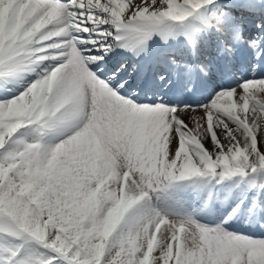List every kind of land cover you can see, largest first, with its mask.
Wrapping results in <instances>:
<instances>
[{"label": "bare ground", "instance_id": "1", "mask_svg": "<svg viewBox=\"0 0 264 264\" xmlns=\"http://www.w3.org/2000/svg\"><path fill=\"white\" fill-rule=\"evenodd\" d=\"M210 3L211 0H23L14 20L0 10V64L17 61L23 74L18 85L22 90L20 95L7 103L0 102V148L16 145L18 150L10 154L16 161L14 165L17 164L15 171L16 168L22 171L20 167L31 168L30 171L33 169L39 175L38 180L54 181L57 186L72 184L74 192H87L84 181L94 183V194L100 185L105 189L112 186L121 189L118 194H109L111 197L99 193L93 199L84 195L75 202L81 204L77 207L79 215L77 219H68L71 221L67 228L63 226L70 240L62 247L63 251L75 252L77 239H81V235L77 236L80 227L95 224L90 219L78 221L85 209L90 215L98 210V217L104 209L111 208L120 217L126 216L125 225L133 232L130 240L125 238L122 228L116 230L117 238L112 232L101 236L105 238L104 246L123 247L113 257V264H157L159 255L163 264H241L244 257L239 250L240 242L226 240L216 230L217 218L208 214L199 187L215 183L219 177L247 175V171L237 174L238 170L256 161L264 166L261 152L264 77L259 69L245 71L239 79L246 61L240 45L235 44L236 50L226 54L227 57L218 51L219 36L211 45L201 43L195 49L179 48L175 44L165 47L160 43L158 30L154 33L151 55L140 58L142 65L151 66L162 51L176 50L180 62L186 63L189 58L197 64L209 53L208 64L211 63L212 69L206 77L196 68L191 76L184 77L195 85L191 95H178L182 79L175 91L162 100L158 97L153 103L149 96L148 100L137 103L118 94L89 67L101 59L98 55L101 49L122 47L117 43L122 35L148 21H162L172 26L174 34L182 35L185 26L202 22L197 14ZM212 23L216 25L215 20ZM219 31L224 32L222 28ZM222 41L229 45L227 39ZM115 59L136 62L134 53L119 48ZM235 70L240 71L236 76L222 79L224 71ZM40 133L44 136L39 144L47 148L42 156L30 146L36 140L32 135ZM1 165L2 183L8 169ZM9 165L13 166V162ZM207 168L209 173L203 171ZM30 184L33 185L32 181ZM99 201L103 204L99 205ZM66 211V217L62 214L65 218L73 216L70 210ZM54 222V215L49 221L40 218V233L52 232ZM187 222L195 229L187 227ZM231 223L228 230L233 233L264 237V221L253 222L245 216ZM102 238L93 241L98 249ZM86 239L81 241L80 248L90 250L94 243L92 238ZM109 250L96 264L107 258ZM247 259L248 264H264V248L248 250Z\"/></svg>", "mask_w": 264, "mask_h": 264}, {"label": "snow or ice", "instance_id": "2", "mask_svg": "<svg viewBox=\"0 0 264 264\" xmlns=\"http://www.w3.org/2000/svg\"><path fill=\"white\" fill-rule=\"evenodd\" d=\"M22 3L23 0H0V10L14 20ZM197 15L202 22L185 26L182 35L174 34L172 26L162 21H148L137 29L126 31L117 42L123 46L118 48L134 53L136 62L115 59L118 48L101 49L98 54L101 59L89 67L125 98L137 103L148 100L149 96L153 103L158 97L162 100L184 77L191 76L194 69L190 64L180 62L181 58L173 51L159 52L151 66L140 63L141 57L151 55L154 33L158 30L160 43L165 47L175 44L179 48L195 49L201 43L211 45L217 36L227 39L229 44L240 45L239 50L246 57L245 70L255 72L258 68L264 77V0H211ZM219 28H223L224 32L221 33ZM244 37H247L246 43ZM215 42L219 44L218 40ZM22 80L23 74L17 61L0 64V102L7 103L18 97L22 92L18 87ZM261 152L264 153V149ZM254 166L256 170L252 171ZM199 191L201 200L208 207V214L217 218L216 230L226 240L240 242L239 250L244 257L241 264H248L247 251L264 248V237L254 238L228 229L232 227L231 221L245 216L253 222L264 221V166L256 161L249 165L247 175L219 177L215 183L200 185ZM39 251L38 248L33 251L18 228L6 217L0 216V264H35L32 257L38 256ZM43 251L46 256L53 255ZM54 264L65 262L56 261Z\"/></svg>", "mask_w": 264, "mask_h": 264}, {"label": "rangeland", "instance_id": "3", "mask_svg": "<svg viewBox=\"0 0 264 264\" xmlns=\"http://www.w3.org/2000/svg\"><path fill=\"white\" fill-rule=\"evenodd\" d=\"M220 11H224L223 9H221ZM95 41V39H94ZM238 74V73H237ZM2 131L0 130V133ZM41 136H44L43 133H40L38 134V136H34L32 135V138L35 137L36 140L34 139V141H31L30 142V146L33 147V152H35L36 154H39L40 156L44 155L46 153V150L47 148L45 146H43V143H42V146L39 144L40 143V137ZM39 141V142H38ZM33 145V146H32ZM37 145H40V147ZM30 148V147H29ZM44 148V149H43ZM5 149V151H4ZM7 149V150H6ZM3 150V151H2ZM18 149L16 147V145H13V146H9V147H3V148H0V165L1 164H6V165H1L3 169H10L9 171L7 170V172H5L4 174V177L6 176V178H4V180H2V183L0 181V216H3V217H6L9 221H11L18 229L20 232H22L23 236L26 238V240L29 242V244L31 245L33 251H35L37 248L40 249L39 251V255H33V261L35 262V264H54V262L56 261H61V262H65V264H96V262H99V260L101 258H103L107 252L108 249L109 252H108V256H106L107 258L102 261L100 264H113L112 262V259L113 257H116L117 255V252L119 251H123V247L121 249H112L110 247H106L104 246L105 245V238L103 240V238L101 236H104V234L106 232H108L109 234H115L114 236L116 237L117 236V231L118 232L121 230H123V233H126L125 235V238L127 240H130L132 237V230L130 228V226L128 225H125L126 223V216L125 215H122L121 217L118 215L119 213L116 212V209H111V208H108V209H104L105 206L102 207V209H104V212H103V215L102 213H100L101 215L96 217V212L98 210H95V214L94 215H90V212L88 210L85 209L84 213H82L84 216H81L78 221H80L81 223L85 220V222H89V219L90 221L92 222H95V224L93 223V225L89 224V223H86L85 226H81L80 227V233L78 234L77 232V236H80V238L77 239V242L79 243H76V250L75 252L74 251H68L66 249V251H63L62 247L66 244H69L70 243V240H69V237H68V234L66 232H64V227L67 228L68 227V221H71V220H74V219H77V212H78V208H80L81 204H77V200L86 195V197H90V196H93V195H96V194H99L101 193V196H109L111 197L110 195L111 194H118V190L120 191L121 189L120 188H117V187H109L107 189L103 188L101 185L99 186V189H96L97 191H95V194H94V190L92 187H94V183H90L89 181L88 182H83V184L85 185H88V190L87 192H81V191H78L76 190L74 192V189H73V185L72 184H61V186H57L55 185V183H53L52 181H45V180H38L37 177H39V175L37 174V172L34 174L32 171H35L31 168L26 169L23 168V167H20L22 171L19 170V168H16V171H15V167L17 164L14 165V161L12 156L10 154L16 152ZM31 150V149H30ZM38 151V152H37ZM41 151V152H40ZM9 153V154H8ZM42 153V154H41ZM7 154V155H6ZM4 156V157H3ZM10 156V157H8ZM248 157V156H246ZM7 158V159H6ZM12 158V159H11ZM10 159V160H9ZM13 160V161H11ZM10 161V162H9ZM13 162V166L9 165V163L11 164ZM22 162H24V160H22ZM25 163V162H24ZM10 168H8V166ZM232 165L235 166V164L233 163ZM7 168H6V167ZM2 169V170H3ZM18 169V170H17ZM247 167H243L240 171L238 170V173L237 174H240V173H243L244 171H247ZM256 169V168H254ZM253 169V170H254ZM1 170V169H0ZM20 171V173H18ZM203 171H207V173H209V168L203 170ZM22 172V174H21ZM31 172L33 174H31ZM7 173V174H6ZM227 174V172H225ZM20 174V175H19ZM34 177H32L31 175ZM1 175V173H0ZM9 175V176H7ZM18 175V176H17ZM24 177V179H22V176ZM25 175V176H24ZM27 175V176H26ZM29 175V176H28ZM12 176V177H10ZM36 176V178H35ZM20 177V178H19ZM28 177V179H27ZM30 177V178H29ZM10 178V179H9ZM14 180H12V179ZM26 178V179H25ZM19 179V180H18ZM22 179V180H20ZM11 180V181H10ZM35 180V181H34ZM33 183V185H31L30 183ZM44 181V182H43ZM15 182H18L15 183ZM25 182V183H24ZM37 182V183H36ZM41 183H42V186L44 188H42L41 186ZM44 183V184H43ZM46 183V184H45ZM2 184V185H1ZM20 184V185H19ZM24 184V185H23ZM38 184V186H37ZM48 184V185H47ZM91 184V185H90ZM53 185V186H52ZM98 185V184H96ZM26 186H29V187H26ZM33 186V187H32ZM21 187V188H20ZM23 187V188H22ZM35 187V188H34ZM41 187V188H40ZM48 187V188H47ZM56 187V188H55ZM79 187V185H78ZM91 187V188H90ZM29 191H27V189ZM59 188V189H58ZM62 188V189H61ZM103 188V189H102ZM117 188V189H116ZM22 189V191H21ZM48 191H47V190ZM81 189V188H80ZM90 189V190H89ZM9 190V191H8ZM24 190V192H23ZM44 191L43 193L41 191ZM51 191V192H50ZM59 191V192H58ZM89 191V192H88ZM32 192V193H30ZM37 192V193H36ZM46 192V193H45ZM50 192V193H49ZM63 192V193H62ZM80 192V193H79ZM22 193V194H21ZM27 193V194H26ZM30 193V194H28ZM54 193V194H53ZM59 193V194H58ZM36 194H38L36 196ZM42 194V195H41ZM81 194V195H80ZM83 194V195H82ZM110 194V195H109ZM22 195V196H21ZM33 195V197H32ZM44 195V196H43ZM51 197H50V196ZM57 195V196H55ZM73 195V196H72ZM34 196H36V198H34ZM39 196V198H38ZM42 196V198L40 197ZM60 196V197H59ZM66 196V197H65ZM131 196V195H130ZM32 197V198H31ZM49 197V198H48ZM55 197V199H54ZM63 197L66 199H63ZM132 199L134 198V196L132 195L131 196ZM29 198V200H28ZM37 198H38V201H37ZM40 198L42 200H40ZM47 198L48 200H51L50 202H52L53 204L55 203V205H53L52 203L50 204V202L45 199ZM51 198V199H50ZM54 200H53V199ZM25 199V200H24ZM45 199V201H44ZM57 199V201H56ZM61 199V201H59ZM93 199H94V196H93ZM33 200V201H32ZM47 200V201H46ZM76 200V201H75ZM134 200V199H133ZM32 201V202H31ZM44 201V206L43 205V202ZM64 201V202H63ZM68 201V202H67ZM72 201V202H71ZM36 202V203H34ZM41 202V204H40ZM77 202V203H75ZM27 203V204H26ZM30 203V204H29ZM49 203V204H48ZM58 205H57V204ZM65 203V204H64ZM72 203V205H70ZM39 204V205H38ZM75 204L77 206H75ZM100 204H103L101 201H99V205ZM106 204V202H105ZM29 205V206H28ZM42 205V206H41ZM52 205V206H51ZM63 205H64V208H63ZM68 205V206H67ZM91 205H94V204H91ZM107 205V204H106ZM39 206V207H38ZM55 206V208L53 207ZM57 206V207H56ZM62 206V207H61ZM95 206V205H94ZM38 207V208H37ZM41 207H44V208H41ZM53 209H52V208ZM59 207V208H58ZM76 207V208H75ZM78 207V208H77ZM84 207V206H83ZM96 207V206H95ZM97 208V207H96ZM41 209V210H40ZM32 210V211H31ZM50 212H49V211ZM55 210V212H53ZM66 210H70V213L73 214V216L71 217H66L65 213L67 212ZM111 210V211H110ZM30 211V212H29ZM40 211V212H39ZM62 211V213H61ZM72 211V212H71ZM57 212L61 215L59 216V214H57ZM42 213V214H41ZM46 213V214H45ZM104 213L106 214V216L104 215ZM20 214V215H19ZM27 216H26V215ZM29 214V215H28ZM41 214V215H39ZM57 214V216H56ZM65 216H63V215ZM22 215V216H21ZM44 215V216H43ZM46 215V216H45ZM49 215V216H48ZM55 216V221L57 222H54L53 227H51L50 229L53 231L52 232H49V233H45V235H43L42 233H40V227H39V222H40V218L41 220H51L52 219V216ZM89 215V216H88ZM19 216V217H17ZM22 218H21V217ZM105 216V217H104ZM119 216V217H118ZM50 218V219H47ZM64 219H63V218ZM104 217V218H103ZM113 217V218H112ZM118 217V218H117ZM54 218V217H53ZM59 218V219H58ZM62 218V219H61ZM71 220H68L70 219ZM103 218V220L101 219ZM172 218H176L177 219V216H173ZM179 218V217H178ZM67 219V220H66ZM35 220V221H34ZM59 220V221H58ZM94 220V221H93ZM105 220V221H104ZM38 221V222H37ZM109 221V222H107ZM37 223V224H34ZM67 222V223H66ZM176 222V221H174ZM59 223V225H58ZM107 223V224H106ZM62 224V225H61ZM66 224V225H65ZM68 224V225H67ZM100 224V225H99ZM104 224V225H103ZM111 224V225H110ZM114 224V225H113ZM36 225V227H35ZM116 225V227H115ZM119 225V227H118ZM125 225V226H124ZM188 222H187V227H188ZM64 226V227H63ZM67 226V227H66ZM93 226V227H92ZM99 227V228H96V227ZM107 226V227H106ZM109 226V227H108ZM191 226V225H190ZM189 226V228H190ZM91 227V228H90ZM112 227V229H111ZM114 227V228H113ZM192 228L193 225L191 226ZM25 228V229H24ZM94 230H93V229ZM117 228V229H116ZM190 228V229H192ZM24 229V230H23ZM32 229V230H31ZM57 229V230H56ZM82 229V230H81ZM109 229V230H108ZM195 229V228H194ZM28 230V231H27ZM63 230V231H62ZM97 230V231H96ZM107 230V231H106ZM111 230V231H110ZM32 232V233H31ZM83 232V233H82ZM86 232V233H85ZM103 232V233H102ZM90 233V234H89ZM98 233V234H97ZM31 234H33L34 236H32ZM37 234V235H36ZM48 234V236H47ZM57 234V235H56ZM89 234V236L87 235ZM130 234V235H129ZM54 235V236H52ZM85 238H83L84 236ZM94 235V236H93ZM97 235V236H96ZM129 235V236H128ZM62 236V237H61ZM112 236V235H111ZM114 236H112V238H114L115 241H117V237L115 238ZM64 237V238H63ZM96 237V238H95ZM29 238V239H28ZM39 238V239H37ZM54 238V239H53ZM62 238V239H61ZM86 239V238H92V243L94 242H99L100 239L99 238H102V241H101V248H96L95 247V244L97 243H94L93 246H92V249H81L80 248V243L81 241H83V239ZM42 239V240H41ZM42 242H41V241ZM51 240V241H50ZM54 240V242H53ZM79 240V241H78ZM89 239H86V242H88ZM68 241V242H67ZM94 241V242H93ZM48 242V243H46ZM66 242V243H65ZM123 240L121 241L120 244H122ZM59 244V245H58ZM117 244L119 245V243L117 242ZM62 245V246H61ZM111 246V245H110ZM53 247V248H52ZM57 247V248H56ZM59 247V248H58ZM79 248V249H78ZM103 249V250H102ZM105 249V250H104ZM43 250H47V252H50V253H53V255H47L46 256V253L43 251ZM82 252H81V251ZM89 250V251H88ZM78 251V252H77ZM85 251V252H84ZM98 251V252H97ZM57 252V253H56ZM59 252V253H58ZM112 252V253H111ZM66 253V254H65ZM102 253H103V256H102ZM76 256H75V255ZM83 254V255H82ZM72 255V256H71ZM94 255V256H93ZM46 256V258L44 257ZM96 256V257H95ZM162 255H159L157 256V264H163V262L161 261L162 258H161ZM42 257V258H41ZM81 257V258H80ZM112 257V258H111ZM37 258V259H36ZM74 258H77V259H74ZM83 258V259H82ZM159 258V260H158ZM161 258V259H160ZM115 259V258H114ZM83 260V261H82ZM107 260V261H106ZM106 261V262H105ZM112 262V263H110Z\"/></svg>", "mask_w": 264, "mask_h": 264}]
</instances>
